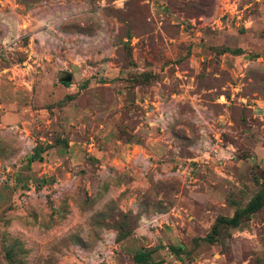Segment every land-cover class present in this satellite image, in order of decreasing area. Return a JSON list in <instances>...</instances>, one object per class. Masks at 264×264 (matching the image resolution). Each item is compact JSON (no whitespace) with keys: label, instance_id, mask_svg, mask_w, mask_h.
<instances>
[{"label":"rangeland","instance_id":"374dc122","mask_svg":"<svg viewBox=\"0 0 264 264\" xmlns=\"http://www.w3.org/2000/svg\"><path fill=\"white\" fill-rule=\"evenodd\" d=\"M219 1L0 0V72L29 68L37 76L56 72L62 77L75 73L82 61L103 65L102 69L111 60L121 69L137 66L131 75L116 80L101 76L98 82L115 81L126 93L116 97L118 104H126L118 126L126 135L124 144L142 145L144 150L133 149L158 164L169 162L171 167L196 155L211 133L201 117L220 119L212 125L214 131L224 129V140L236 149L234 162L249 165L250 175L246 173L241 186L228 192V201L234 213H241L242 222L237 227L217 223L189 251L169 248L163 259L167 264H264V10H259L256 0H239L242 7L252 5L246 11L252 27L236 29L238 34L228 32L235 30L231 28L218 31L210 21L219 13ZM224 31L228 33H220ZM173 44L178 59L167 63ZM241 44L251 50L245 51ZM193 55L204 60L192 66ZM177 67L194 74L190 88L184 85L187 80L179 79L183 83L178 84L171 77ZM159 69L170 76L156 73ZM140 99L141 103L149 100L148 105L143 106ZM160 105L166 106L171 118L165 130L154 124ZM224 115L232 123L221 120ZM140 122L150 137L164 135L155 143L165 150L159 157L152 155L139 132L133 135ZM34 156L35 152L24 155L17 134L0 132V264H74L76 247L93 249L106 232L114 233L118 243L139 227V215L122 210L112 192L137 181L131 197L142 205H156L164 186H178L160 183L164 181H156L151 174L145 190L139 178L113 165L110 175L92 174L90 187L88 180L77 186L68 184L62 198L53 201L45 187L60 180L48 182V174L39 178ZM30 185L35 186L33 195L28 194ZM259 194L260 208L246 213ZM229 214L221 211L218 215L230 219L234 214ZM130 251L121 250L122 263L134 264ZM144 264L157 263L152 259Z\"/></svg>","mask_w":264,"mask_h":264},{"label":"crops","instance_id":"0c3cea01","mask_svg":"<svg viewBox=\"0 0 264 264\" xmlns=\"http://www.w3.org/2000/svg\"><path fill=\"white\" fill-rule=\"evenodd\" d=\"M218 3L220 7L222 0ZM256 3L263 12L264 0H256ZM47 20L46 18L44 23ZM228 32L237 33V30H228ZM175 44L169 45L172 53L165 60L167 63L176 62L178 59L174 53L177 46ZM242 48L245 51L251 50L246 45ZM135 60L139 65L136 58ZM203 60V56L195 58L193 55L189 62L194 66ZM223 62L225 65L226 61ZM101 66L103 65L95 67L93 63L84 64L82 61L78 67H75V73H66L64 77L56 72L51 74L46 72L37 76L29 68L0 72V132L13 133L10 128L18 126L27 130L36 139L40 147L34 151V159L35 167L40 166L35 170L38 171L39 178L48 174L46 177L48 182L49 179L56 178L76 186L88 180L86 184L90 187L92 180L88 177L99 173L100 164L117 167L124 162L122 160H125L126 154L136 148L135 146L145 149L142 145L124 144L127 140L124 138L126 135L118 130L121 123L120 114L126 104L122 101L118 104L116 99L122 98L126 93L115 81L104 84L98 82L101 76L116 80L118 77L131 75L137 66L133 64L131 68L129 66L127 69H121L113 60L107 62L109 67L105 66L103 67L105 69H102ZM138 68L143 69L140 65ZM157 72L171 75L178 84L183 83L179 79L187 80L184 85L188 88L191 87L194 79L191 71L181 70L178 67L170 75L167 70L159 69ZM42 77L45 79L40 83L38 80ZM67 77H71V81L68 82L69 84H64L63 79ZM166 79L169 82L173 81L168 77ZM144 100V103H141L142 99L138 101L143 106L148 105L149 100ZM225 116H220L221 120H225L228 124L232 123ZM217 121L221 122L219 118ZM144 125V122H140L133 135L139 132L142 136L141 141L146 147L148 146L152 155L159 157L157 155L165 150L155 143H160L164 135L150 137ZM91 141L94 143L93 148H89ZM150 143L153 147L149 145ZM40 157L44 158V161H39ZM157 159L161 160V158ZM234 161L220 170H210L207 174L201 175L199 183L192 190H184L179 186L176 190L159 192L156 205L149 203L142 205L140 201L131 197L137 181H133L134 185L129 187L124 184L122 188L117 189L118 192H112L116 195L115 200L120 201L122 210L139 215L140 224L132 234L118 242V253L111 264H124L120 261L121 250L130 251L131 248H134L130 251L134 264H144L135 261V256L141 253L150 254L151 259L157 264H167L163 259L169 248L174 251L191 250L193 242L200 241L212 231L221 211H229L232 213L229 214L230 217L235 214V207L228 201V192L240 187V179L250 175V170L247 173L249 165L246 162ZM169 165V162L159 163V170H167L170 168ZM148 179L138 181L145 190L149 185ZM124 191L128 194L125 195ZM155 213H171L170 223L157 230L144 229L142 225L144 221ZM72 261L76 264V260L72 259Z\"/></svg>","mask_w":264,"mask_h":264},{"label":"built area","instance_id":"2783aa9c","mask_svg":"<svg viewBox=\"0 0 264 264\" xmlns=\"http://www.w3.org/2000/svg\"><path fill=\"white\" fill-rule=\"evenodd\" d=\"M252 5L242 7L239 0H222L218 15L214 16L210 21V26L214 29H250L252 19L246 16ZM252 26V25H251ZM259 61V59H258ZM155 110L151 109L150 112ZM168 109L166 106L160 105L157 108L154 124L161 130L168 128L171 122ZM201 122L210 130V134L206 135L204 142L201 144L200 151L191 157L183 159L179 164L174 165L166 171L159 170L158 161L143 151L131 149L126 154L123 163H120L114 168L120 169L123 173H128L135 178L146 180L153 174L156 181H171L176 180L184 190L194 189L200 181V176L207 174L210 170H220L236 159V149L233 145L224 140V129L214 131L213 127L218 123L217 118H210V121L201 117ZM213 125V127H212ZM10 130L17 134L23 143V153L28 155L34 152L37 146L36 139L24 128L13 126ZM94 143H89V148H93ZM113 165L100 164L99 174L101 176L110 175ZM69 183L65 181H56L48 184L45 190L51 195L53 201L59 200L68 191ZM29 195L35 192V186H29ZM44 194H47L43 190ZM171 213H155L148 217L142 224L144 229L149 231L163 228L171 221ZM114 233H105L102 242L93 249H84L76 247L72 252L76 264H111L118 251V243L115 240Z\"/></svg>","mask_w":264,"mask_h":264},{"label":"trees","instance_id":"16d2710c","mask_svg":"<svg viewBox=\"0 0 264 264\" xmlns=\"http://www.w3.org/2000/svg\"><path fill=\"white\" fill-rule=\"evenodd\" d=\"M236 30V29H235ZM64 84H69L68 82H64ZM168 183V182H176V184L178 185L176 188H172V187H170L169 185H166V186H164V190H169V189H171V190H173V189H178L179 188V186H180V184H179V182L178 181H176V180H171V181H164V182H160V183ZM261 199H262V195L261 194H259L255 199H253L251 202H250V204L248 205V207L245 209V212L246 213H250V214H253V213H255V212H257V210L260 208V201H261ZM227 222V223H229V224H231V226H233V227H237V226H239L240 225V223L242 222V216H241V213H235L234 214V216L232 217V218H230V219H228V218H225V217H219L218 219H217V221H216V223L214 224V226L212 227V228H214L216 225H217V223H219V222ZM131 233H127L126 235H125V238L127 237V236H129ZM152 259H151V256H150V254H146V253H141V254H139V255H136L135 256V261L137 262V263H148V262H150Z\"/></svg>","mask_w":264,"mask_h":264},{"label":"water","instance_id":"95a60500","mask_svg":"<svg viewBox=\"0 0 264 264\" xmlns=\"http://www.w3.org/2000/svg\"><path fill=\"white\" fill-rule=\"evenodd\" d=\"M63 81L70 82L71 81V77L64 78Z\"/></svg>","mask_w":264,"mask_h":264}]
</instances>
